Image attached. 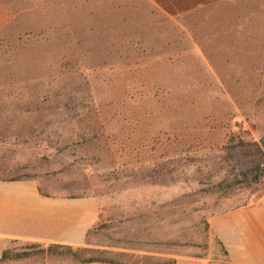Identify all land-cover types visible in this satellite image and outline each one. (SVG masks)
Masks as SVG:
<instances>
[{
    "label": "rangeland",
    "instance_id": "374dc122",
    "mask_svg": "<svg viewBox=\"0 0 264 264\" xmlns=\"http://www.w3.org/2000/svg\"><path fill=\"white\" fill-rule=\"evenodd\" d=\"M263 140L264 0H0V180L95 199L103 257H222L209 221L264 205ZM31 244L0 264L71 261Z\"/></svg>",
    "mask_w": 264,
    "mask_h": 264
},
{
    "label": "crops",
    "instance_id": "0c3cea01",
    "mask_svg": "<svg viewBox=\"0 0 264 264\" xmlns=\"http://www.w3.org/2000/svg\"><path fill=\"white\" fill-rule=\"evenodd\" d=\"M101 220L93 198L43 194L30 179L0 180V256L15 242L92 248L87 234ZM222 257L176 256L174 264H264V205L261 201L230 209L209 221ZM112 250V248H104ZM61 264H107L61 261Z\"/></svg>",
    "mask_w": 264,
    "mask_h": 264
},
{
    "label": "trees",
    "instance_id": "16d2710c",
    "mask_svg": "<svg viewBox=\"0 0 264 264\" xmlns=\"http://www.w3.org/2000/svg\"><path fill=\"white\" fill-rule=\"evenodd\" d=\"M257 146V145H256ZM262 148L257 146L256 150L257 153L264 157V140L262 141ZM9 180H21V179H9ZM100 229V227H99ZM98 231V229H92L91 231H89V233L87 234V239L92 235L93 232ZM86 239V241H87ZM88 245V243H87ZM32 247H40L42 245L40 244H31ZM105 251L103 250H99V249H95V248H85V249H73L70 246H66V245H56V244H50L47 245L45 248L41 249V251H39L40 254L42 255H56V256H60V257H67L69 258L71 261H77L80 263H107V264H124V263H120L116 260L113 259H109V258H105L103 257ZM31 253H22L21 255H14L13 257H11L10 255V248H8L7 250H5L1 256H0V263L5 262L7 260H10L12 258L15 259H21V258H28L30 257Z\"/></svg>",
    "mask_w": 264,
    "mask_h": 264
}]
</instances>
